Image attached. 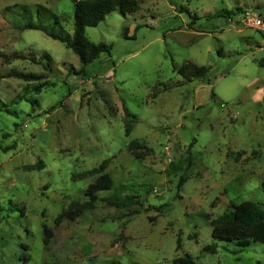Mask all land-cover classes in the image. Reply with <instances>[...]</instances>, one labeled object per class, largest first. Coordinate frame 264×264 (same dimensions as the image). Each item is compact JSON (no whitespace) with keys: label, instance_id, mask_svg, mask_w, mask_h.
I'll return each mask as SVG.
<instances>
[{"label":"rangeland","instance_id":"374dc122","mask_svg":"<svg viewBox=\"0 0 264 264\" xmlns=\"http://www.w3.org/2000/svg\"><path fill=\"white\" fill-rule=\"evenodd\" d=\"M138 2L85 27L111 48L82 68L61 41L23 28L71 34V0H0V264H172L185 253L264 264V243L211 236L231 202H264V42L236 19L237 8L264 17V0ZM186 60L210 66L212 82L184 80ZM101 173L113 185L91 204L84 190ZM70 205L81 214L56 223Z\"/></svg>","mask_w":264,"mask_h":264},{"label":"trees","instance_id":"16d2710c","mask_svg":"<svg viewBox=\"0 0 264 264\" xmlns=\"http://www.w3.org/2000/svg\"><path fill=\"white\" fill-rule=\"evenodd\" d=\"M73 2V31L56 32L52 28H47L41 23L26 22L23 28H34L44 31L47 35L61 41L66 47L70 48L79 58L82 68L85 65L97 59L102 52H109L111 45L105 42H92L85 33V27L96 26L99 21L103 20L105 15L111 11L117 10L120 14L135 12L139 9L138 0H71ZM240 11L239 8H237ZM232 10L223 11V15L230 17L236 14ZM20 54H14V57H20ZM47 59V54L43 55ZM264 60V59H262ZM49 65V63H48ZM210 66L198 65L190 60H186L177 68V72L184 80L191 81L200 79L202 82L210 84ZM7 75L18 77L24 80H39L43 78L42 74L34 72H24L16 69L9 70ZM128 134L129 127H126ZM190 157V149L187 152ZM186 179L185 175H180L178 184L181 185ZM264 183V182H263ZM113 185V179L108 173L99 174L90 182L84 190V195L88 202L93 204L101 199L99 192L110 189ZM118 198H113L116 200ZM108 200V198H106ZM73 207V208H72ZM82 212L81 207H70L62 211L56 218L55 222L59 223L63 218L75 219ZM211 236L222 241H235L240 247H246L251 241L264 243V202L244 199L240 202H231L229 209L212 220ZM51 237V231L44 227L43 243H48ZM178 242V241H177ZM178 245V243H177ZM206 251H214L215 245L208 244L203 247ZM172 264H198L195 259L185 253L175 256Z\"/></svg>","mask_w":264,"mask_h":264},{"label":"built area","instance_id":"2783aa9c","mask_svg":"<svg viewBox=\"0 0 264 264\" xmlns=\"http://www.w3.org/2000/svg\"><path fill=\"white\" fill-rule=\"evenodd\" d=\"M236 19L242 26L258 30L264 42V17L260 12L253 8H245L237 13Z\"/></svg>","mask_w":264,"mask_h":264}]
</instances>
